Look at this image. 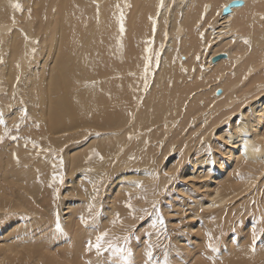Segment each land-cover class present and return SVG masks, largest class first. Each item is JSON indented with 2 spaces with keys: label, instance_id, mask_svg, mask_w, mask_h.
<instances>
[{
  "label": "bare ground",
  "instance_id": "1",
  "mask_svg": "<svg viewBox=\"0 0 264 264\" xmlns=\"http://www.w3.org/2000/svg\"><path fill=\"white\" fill-rule=\"evenodd\" d=\"M17 1L0 0V8L7 6L12 9V5ZM107 1L95 0L99 4V16L97 17L93 9L83 0H31L30 15L34 20L32 32L33 35L39 33L43 41L45 52L40 51V55L44 61L43 66L45 63L47 64V74L40 76L42 81L40 90L46 100L45 107L47 109L44 112L39 110L38 115L44 118L43 133L47 135L45 148H53L54 146L51 144L54 145L56 142L61 146L73 143L74 139L87 132L100 133L101 136L90 140L89 144H85V148L74 144L69 151L66 150L64 171L68 174L67 178L70 184L66 190L62 189V185H56L54 188L48 187L52 175V161L50 159L46 161L45 154L37 156L32 146L27 145L25 148L24 142H12L9 149L0 153V216L3 214L1 211L10 210L14 213V210L22 212V209L28 207L37 208L35 214L30 211L33 210L32 208L28 209L30 214L25 210L29 218L14 215L7 220L0 219V264H86V262L89 264H113L114 261H119L121 257L113 256L112 253L111 256L105 253L97 257L94 251L86 252L85 244L89 239L94 240L97 232L107 230L109 234L120 235L123 228L126 229L131 222H134L129 221L127 210L117 202L126 200V190L135 180V177L124 176L128 171L127 158L134 154L135 156L132 157L136 163H139L136 166L138 174L144 177L147 175L153 181L154 177L156 178V173L151 172V169L153 167L160 169L162 161L166 159L168 150H170V147H162L161 138L164 136L162 131L148 135L157 141L154 146L148 147L144 143H137L131 147L132 142L129 145L130 135H127L129 128L133 127L134 133L139 128H142L141 130L149 129L158 120H163L166 115L168 116L173 107L174 110L177 109L176 113L178 114H182L181 107H185L193 115L201 114L198 118L204 122L208 120V125L213 130L221 122L223 116L220 117V111L224 110L222 107V109L212 107L218 105L214 104L216 101L215 88L219 86L222 92L226 93L224 87L226 88V84H230L232 76L239 73L236 72L237 69L233 67V63L228 69V64L232 61L230 56L224 60L221 58L220 62L218 61L221 59L216 62L212 61L215 56L224 51V48L226 49L223 42L214 46L209 44L210 41L198 44L196 29L200 24L199 20L204 12V6L210 4V12L213 17L214 15L218 16L222 22V32L225 33L226 38L237 37L236 31L243 27L246 29L247 26V32L253 35L256 24L253 19L260 14L261 10L264 12V0H242L240 7H234L230 14L223 15H217V13L221 12L223 7L229 5L232 0H189L188 6L183 11V16L179 17V19L184 17L182 23L175 21L173 30L177 31L176 34L184 35L181 50H186L187 53L192 50L194 53L193 49H198L201 45L204 47L202 52L206 55H201L200 59L205 61L207 75L203 79L209 81L210 84L206 85L205 82L199 81L197 78L194 83H186L180 80L187 79L182 74L179 75L180 78L175 76L171 82H166L160 76L166 75L167 69L160 76L157 74L156 87L153 90V97L156 101L151 105H148L147 101L146 105L145 101L142 102L144 103L143 109L139 110V113L136 111L138 113L136 115L132 103L136 96V89H139V77L143 71L142 67H135L141 60L138 61L131 55V41H136L137 36L140 38L142 34L150 30L148 18L157 16L155 8L159 1L132 0L130 14L125 17L128 33L122 38L118 37L117 42L110 45L107 44V41L113 33V27L117 24L118 15L110 18L111 4ZM120 1L129 2V0ZM163 4H165V0H163ZM22 7L19 24L27 17L28 9L26 6ZM87 8V12H84V9ZM208 18L210 21V17ZM205 21L208 23L207 18ZM9 22L12 23L9 19L0 21V36L6 35L11 41L9 44L10 59L14 67V77L9 73L7 84L9 88H12L13 83L14 85L16 83L18 73L22 74L32 59L31 49L34 46L31 39L26 42L24 36L19 32L12 31L15 27L20 29L19 25L12 26ZM252 22L253 25L250 27ZM207 27L209 26L207 25ZM152 35V30H150L149 36L152 37ZM205 45L208 46L209 51ZM105 46H108L107 50H105ZM232 51L235 52V50ZM258 61H254L255 64L259 65ZM167 62L166 56L161 67L165 66ZM17 64H19V68H17ZM189 68L191 69V67ZM210 79L212 80L210 81ZM189 95H192L191 99L199 96L201 101H186V104L180 106L185 102L180 101L183 96L188 97ZM248 111L250 114L244 113L245 111L241 108L236 110L234 116L226 121L225 131L215 134L214 138L218 139L215 144L217 142V146H222L223 150H218L210 155L198 151L192 158L191 164L188 163L189 160L185 162V156L192 146L190 142L193 141L194 134L189 131L186 134V139L184 135H179L177 140L179 155L183 158L179 157L174 161L167 158L162 166L164 172L169 171L173 174L179 172V179L185 181V185L176 190V197L180 196V200L171 201V204L173 203L174 210L176 209V212L182 215L181 218L190 224L188 230L185 229L181 233L184 235L183 239L169 243L171 247L169 244H165L160 252H157L159 246L155 248L153 264H156L157 261L164 264L165 260L169 264V259L172 260L170 264H264V230H261V227L257 228L260 239L257 240L256 250L254 253L250 250L251 226L264 213V201H262L264 192L257 194L255 191L256 193L251 198L246 199L244 195L246 200L240 199V203L246 205L245 212L248 211L247 220L244 221L246 225L243 226V229H239L240 234L237 233L234 237L226 236L221 242L218 241L217 250L214 253L206 249V232L211 233L213 237H219V224L227 225L236 220L234 212L237 208L227 205L228 201L232 200L229 196L232 194L239 196L243 192L249 191L253 184L255 186L264 175V139H262L264 137V98ZM129 113L136 116L135 122H131ZM229 113L231 114V112ZM213 114L214 117L216 115L220 118H213ZM173 116L175 114L171 112L169 118ZM215 120L216 122L211 125ZM238 127L245 130V134L238 131ZM122 129H125V133L121 132ZM1 132L0 127V136ZM226 139L232 142L226 143ZM171 143H175V141L173 140ZM246 143L250 146L247 160L243 155ZM127 145L131 147L128 151L130 154H125L121 162L117 161L119 166L113 171L114 175L111 173L112 177L117 176V179L106 191V203L99 202V197L92 201V181L103 174L101 171L105 167L114 163ZM251 146H259L260 154L253 153ZM56 147L58 148V146ZM93 149L103 156L102 162L96 158L86 162ZM13 152L19 157V164L11 157ZM187 163L188 167L184 169L182 165ZM201 171L206 174L207 180L200 186L198 180ZM252 171L254 173H247ZM237 172L240 174L239 178L236 175ZM255 175L257 177H253ZM160 180L158 185L164 188L168 178L164 176ZM146 185L148 189H151V184L144 179L142 187L144 193H146L144 191ZM102 188L101 194L107 187L105 190ZM54 189L59 191V196H64V199L61 198L63 199V201L61 200L62 204L72 197L76 198L75 201L71 203L72 200H70V203L67 202L69 204L64 205L59 202L58 205V198L53 199ZM14 190L18 192L16 193ZM30 198L34 199L32 203L29 201ZM89 203L94 204V211L99 215L94 220H90L88 226H84L80 223L79 218L83 215L88 219L87 205ZM135 203H139V200H136ZM33 204L41 206L43 212H40V209ZM211 204L218 206L209 209L207 206ZM145 205H149L147 196L145 199H141L137 209L144 208ZM236 205L238 206V203ZM64 208L65 212L62 211ZM201 208H204L203 212H201ZM33 211L35 212V210ZM117 213L121 217V222L112 225L111 221ZM57 216H59L62 229L60 233L55 231ZM242 218L246 217L243 215ZM146 224V229L152 231L153 229L148 226L149 221ZM145 231L142 228L140 233ZM153 239L151 238V243H153ZM146 243L147 241L142 238L137 242V246L133 247L131 257L124 255L130 264H145ZM165 249H167V256Z\"/></svg>",
  "mask_w": 264,
  "mask_h": 264
},
{
  "label": "rangeland",
  "instance_id": "2",
  "mask_svg": "<svg viewBox=\"0 0 264 264\" xmlns=\"http://www.w3.org/2000/svg\"><path fill=\"white\" fill-rule=\"evenodd\" d=\"M158 1L160 2V0H158ZM188 1L189 0H165L164 7L160 8L161 11L159 9V15H157V12H156L158 9V4H159V2H157V5H156L157 7L155 8L156 9L155 12H156L157 16L154 15L156 18L151 17V20L149 19L150 17L148 18V23L150 26V30H152V33H153L152 21L153 20L156 21V28H155V32L153 33L152 37L149 36L150 30H148L147 32L142 34V36L140 38L137 36L136 41H131V55L133 57H135L136 59H138V61L141 60L135 67L136 68L142 67V71H143L144 57L146 55L144 49L146 47H149L151 49V52L148 55L152 56V66H153V71H152V73H150L149 78H148L150 86H149V89L147 92L143 91V84H144L143 74H141V76L139 77L140 78V83H139L140 86H139V89L137 88L138 90L136 89V96H135L134 101L132 103L133 108L135 110V113H137V112L139 113L143 109L142 106L144 105V103L146 105V103L148 102V105H151L152 102L156 101L155 98L153 97V95H154L153 90L156 87V85H155L156 79H157L158 75L160 76V74L165 73L167 69H168L167 70L168 73L164 76H160V78L166 82L167 81L171 82V80L175 76L180 78L179 75L182 74V75H185L187 77V79L183 78L180 80L184 81L186 83H189V84L194 83L195 78H197L199 81L202 80V82H205L206 85L210 84L209 81H205L206 79H203L207 75V67L205 65V61L200 59L201 55H206L204 52H202V50H204V47L201 45V46H199L198 49H193L195 54L193 53L192 50L190 51V53H187L186 50H181V45H182V42L184 39V35L183 34H180V35L176 34L177 31L175 32L173 30V25H174L175 21H177L178 23H182L184 17H181L180 19H179V17L183 16V14H184L183 11H185L186 7L188 6ZM83 2L87 3L93 9V11L97 14V7H96L97 3L96 2L89 1V0H83ZM107 2L109 4H111V11L109 12L110 18L115 17L116 14L117 15L119 14V10L115 7L116 4L121 5V8L124 12L125 17H127L130 14L129 13L130 7H124V5L127 4V5L131 6L132 0H129L128 3L121 2L120 0H114L111 2H110V0H108ZM16 4L20 5V9H18V10L14 9V8L11 9V7H7V6L0 8V21H6L7 19L13 21V18H14V20H15L14 25H19L21 30L15 27V28H13L12 31L19 32L20 35H22L24 37H25V35H27V37L29 39H31L32 41H38L39 43L38 44L32 43V45L36 48L35 54L33 55L32 59L28 62L23 73L22 74L18 73L17 77L19 76V78H20L19 83H17V79H16L15 85L13 83L12 88H9V86L7 84V76L10 73L14 77V67L11 64V59H10V46H9V44L11 41L8 40L6 35L0 36V61H2V62H0V113L3 114L5 121H6V129H5L4 125H0V127L2 129L1 136H3L5 130H7L12 135L18 134L20 136V140L18 142H24L25 143L26 140L33 141L39 145L43 144L41 146L45 148V146L47 144V142H46L47 141V138H46L47 135L43 133V120H44V118H43V116H38L39 110H42V112H44L47 109V107H45L46 100L44 99V95H43L42 91L40 90V87L42 85V81H41L40 76L41 75L44 76L45 74H47V64L45 63V66H43L44 61H43L42 56L40 55V51L45 52L43 50V48L45 46H44L43 41L41 40V38L39 36V33L33 35V32H32V29L34 28V20L31 18V15H29V13H31V0H18L16 2ZM206 5H207V10L205 11ZM206 5L204 6L203 15H204V17H206V15H207V17H206L207 21H208V23L210 22L211 24L210 23L208 24L205 21L206 18H204L205 19L204 22L201 19L199 20L200 24H199V26H197V29H196V36H197L198 44L199 45L203 44L205 41H210V42L214 41L211 43L209 42V44L214 46L216 44H219V42L221 44L223 42V46L226 47V49L224 48V51L226 50V52L222 51V53H220V55L226 56L225 58H223V60L227 59V56H230V58H232V61L228 64V69L231 67V65L233 63L234 64L233 67L235 69H237L236 72L238 71V73L240 74V75L238 74V75L231 77L232 80L230 81V84L229 85L226 84V88L224 87V90L226 93H223L222 90L219 88V86L215 88L214 95H216V98H215L216 101H214V104H218V105H213L212 107L219 108V109L224 108V110L222 109L223 111L222 110L220 111L221 112L220 117L223 116V118L221 119V122L213 130H211L212 127L208 125L209 124L208 120L204 122L198 118V116H200L201 114L193 115L191 112L186 110L185 107H181L182 114H178V113H176L177 109L174 110V107H173L170 110V112L168 113L169 115L168 116L166 115L164 117L165 120H164V118H163V120L162 119L158 120L156 122V124L149 129L141 130L142 128H139V130L137 129V131L134 133L133 127L132 128L130 127L128 130L129 132H127V135L131 136V139H129V145L132 142L130 145L131 147L137 143L138 144L144 143L145 146L148 145V147L154 146L157 143V141L155 139H152L151 136L148 137V135L155 134L158 131H162L164 133V136L161 138V140L163 141L162 147L163 146L164 147H170V150H168V154H167L166 159L169 158L170 161H174L175 159H179V157H180L179 146L177 143L179 135L180 136L184 135V138L186 139V137H187L186 134H188L189 131H191L192 134H194L193 135V141L190 142V145L192 144V146L189 148V151H187V154L185 156V162L189 160L188 163L191 164L192 158L195 156V154L198 151H202L203 154H205V155H210L211 153L218 152V150H221V147L217 146L218 145L217 144L218 139L214 138L216 136L215 134L216 133H223L225 131L226 121L231 119L234 116V114L236 113V110L238 111L241 108L243 111H245L244 113L250 114L248 110H250L251 107L256 105L258 101H261V99L264 98V20L260 19L261 16H264V12L261 10L260 14L253 19V22L256 23L254 26L253 35H251L249 32H247V27H248L247 26L246 29H243L244 28L243 27V28H240L239 30H237L238 32L236 31L237 37L226 38L225 33L223 34V32H222V27H223L222 22L220 21L218 16H216V17H215V15H214V17L212 16V14L210 12L211 11L210 10V8H211L210 4H206ZM22 6H26L28 11H27V17L19 24V20H20L19 16L22 14V10H23ZM208 7H209V9H208ZM87 10H88V8L84 9V12H87ZM210 14H211V16H210ZM208 17H210V21H209ZM212 19H214V20H212ZM215 20L217 21L216 23H215ZM253 22L250 24V27L253 25ZM204 23H206L209 27H207V25L205 26ZM9 24H12V26H13V23L9 22ZM124 24H125V33H124L123 37L126 36L128 33L126 21H124ZM201 25L203 26V28ZM217 25L220 28L219 27L217 28L216 27ZM210 28H212V29H210ZM201 33H203V38L201 37ZM218 35H219V37H218ZM118 37H120V36L118 34V24H116V26L113 27V33H112L110 39L107 41V44L110 45V44L117 42ZM206 37H207V39H206ZM215 37L216 38L218 37V38L216 39ZM221 37H222V39H220ZM254 39H256V40H254ZM244 40L249 41V43L245 44L243 42ZM148 41H151V43L150 44L147 43ZM224 43H226V44L224 45ZM227 43H228V46H226ZM205 47L207 48L208 46L205 45ZM104 48H105V50H107L108 46H105ZM230 49H231V51H230ZM209 50L210 49L207 48V51H209ZM232 50H235V52ZM157 51L160 52V62H159L158 68L156 67V63H155V61H156L155 53ZM166 56L168 58V62L165 64V66L161 67L162 62ZM197 57H199V60H197ZM259 57L261 60L258 59ZM220 61H222V59L219 60L218 62H220ZM254 61H256V62L258 61L259 65L257 63L255 64ZM187 63H190L189 64L190 66L189 65L187 66L186 65ZM186 67H188V68H186ZM189 67H191V69ZM187 69L188 70L190 69L189 73H188ZM25 80H26V82H25ZM211 80L212 79H210V81ZM191 96L192 95H189L188 97L183 96V98L180 101H185V102L183 104H180V106L186 104L187 103L186 101H201V98L199 96H195L192 99H191ZM21 101L23 102V104H21ZM149 101H151V102H149ZM142 102H144V103H142ZM247 105H248V107H247ZM10 107H11L12 111H9ZM22 107L27 109L29 119L25 122H22L21 129H20L19 133H16L15 129L13 128V125L18 122V116H19L18 109H21ZM233 110H235V111H233ZM171 112H174L175 116H173L172 118H169ZM229 112H231V114ZM138 113L136 115H138ZM202 115L205 118L204 113ZM225 115H227V116H225ZM212 116H213V118L219 117L216 115L214 117V114ZM212 116H211V119H212ZM136 120H137L136 116L134 114H132L131 115V122L133 123ZM215 122H216V120L211 125H213ZM37 124L39 125V127L35 126ZM121 132L125 133V129H122ZM40 133H41V135H40ZM89 133L90 132H87V133L83 134L81 137L74 139L73 143H70L67 145L66 144L62 145L63 147L58 142H56V144H59V145H56V144L53 145V143L51 145L54 146L53 149L55 148V150L57 152L56 154L62 155L64 157V161H65L64 155H66L65 154L67 152L66 150L69 151V149L74 144H75V146H78V147L80 146L82 148L84 146V148H85V144H87V143L89 144L90 140L97 138L95 135L96 134L95 132H92L91 135H89ZM173 136H175V138H173ZM173 140L175 141L176 144L171 143ZM216 140H217V142L215 144ZM12 142L13 141L11 139H4L3 143H0V153L2 151H6L7 149H9L10 146L12 145ZM80 143H81V145H80ZM129 145H127L128 147L126 146L124 151L122 153H120L119 157H121V158H119V157L116 158L113 164H111L109 167H105L101 171V173L105 174V178H106L105 179L106 182L104 181V186L102 189L105 190V188L106 187L107 188H106L105 192L99 196V198H100L99 202L106 203V191H107L108 187L112 184V182L117 179V176L115 178L112 177L114 175L113 171L115 170V168H118V166H119V163H117V161L121 162V159H124L123 157H125V154H130V153H128V151H130L129 149L131 148ZM28 146L31 147L32 144L29 143ZM56 146H58V148ZM59 146L61 149L65 150V151L61 152L60 151L61 149L59 148ZM64 147H65V149H64ZM41 154L44 155L43 153H41ZM131 155L135 156L134 154H131ZM127 156H129V155H127ZM132 156H129L126 160V163L129 162V164H128V171L124 176L135 177L134 182H139L142 186H143L144 179L148 180V182L151 184V189H148V187L146 185V187L144 188V191L146 192V196H147V200L149 202V205H147L148 207L145 205L146 207H144V208L151 209V202L154 200L159 202L163 217H164L165 221L167 222L168 236L167 237H161L160 240H157L155 235L152 237V239L154 238L153 244L159 246V250L157 252H160L163 250L165 244H169L171 242L174 243L177 240L183 239L184 235L181 233L185 229L188 230V228H189L190 223L187 222L185 219H182L181 218L182 215L179 212H176V209L174 210V208H173V203L171 204V201L177 202L180 200V196L176 197V195H177L176 190L179 187H183L185 185V181L179 179V172H178V173L174 174L176 177L174 180H172V181L168 180L166 186L164 188H161L158 184H159V181H161L160 178L163 179V177H164L163 176V174H164L163 168L164 167L162 165L166 159L164 161H162L160 169H156L155 167H153L151 169V172L156 173V178L153 176L154 180L152 181L148 178L147 175H145V177H144V176H141L138 174V169L136 166L139 163H136V160H134V159H132V161H131L130 157H132ZM181 158H183V156H181L180 159ZM119 159H120V161H119ZM103 163H105V162H103ZM188 163L186 165H182V167L184 169H186L188 167ZM154 165H155V163L153 164V166ZM193 171H194V169H193ZM167 172H169V171H167ZM64 173H65L64 174L65 175V182L62 185V189L66 190L70 186V184H69V180L67 178L68 177L67 172L64 171ZM247 173L252 174V173H254V171L247 172ZM205 175L206 174L204 172H202V171L200 172V178L198 180V183L200 186L203 185L204 181L207 180V176H205ZM253 177H257V176L255 175ZM253 187H254V189H252ZM252 188L249 189V191L243 192L239 196H236L237 194H232L229 196V198H232V200L228 201L227 205H229L231 207L233 206L232 208H237L236 211L234 212V213H236L235 214L236 220L234 223L229 222L227 225H225L224 223L219 224L218 230L220 232L218 231V235H219V237H222L221 239H219L220 242L226 236L227 237H234L237 235V233L238 234L241 233V231L239 229H243V226L246 225V223L244 221L247 220V212L248 211L245 212L246 205L241 204L240 199L241 198L245 199V196H246V199H249L248 197L251 198L252 195L255 194L256 192H257V194L260 192H264V175H262L260 180L255 184V186L253 184ZM154 189L156 190V192L158 194L153 195ZM14 191L16 192V190H14ZM126 191H127V193H131L133 196H136V195L140 194L141 192H143V189L136 190L132 186H129V188ZM8 194H10V192H8ZM70 195L72 196L71 193H70ZM262 196L264 197V194H262ZM61 198L64 199V196L62 195V196L58 197V205L60 203L62 204L63 199H61ZM75 199H76L75 197H72V198L68 199L66 202L64 201V203L62 205L69 204L70 200H72L71 203H73L75 201ZM126 199H127V196H126ZM33 200H34L33 198L29 199V201L31 203L33 202ZM124 201L118 200L117 202L120 204V206L124 207L123 206ZM135 201H136V199H133L132 202H133L134 207L137 208V206L141 202V200H139V203H137V204L135 203ZM262 201H264V198H262ZM67 202H69V203H67ZM250 202L252 203L253 200ZM237 203H238V206L236 205ZM33 205L38 207L40 209V212H43V208L41 206H37V204H33ZM45 207H48V206H45ZM30 208H32V207L22 209V212H19V210L18 211L14 210V213L11 212L10 210H7L6 212L1 211V212H3L4 216L1 213L2 215L0 216L1 217L0 219L7 220V219L12 218L14 215H18L22 218H29L28 217L29 215H27L26 211H29L28 209H30ZM248 208H249V206H248ZM33 210H35V212ZM33 210H30V211L33 214H35L37 208H34ZM30 211L28 212L29 214H30ZM62 211L65 212V208L62 209ZM165 212H167V214H169V215L167 216V214H164ZM249 212H250V208H249ZM58 213H60L59 210H58ZM243 215H244V217H246L245 219L242 218ZM151 219H155V217L153 216ZM129 221H133V220L129 218ZM148 221H149V218L146 217L145 221H143V222L134 221V222H131L126 227V228L136 229L134 232V235L132 236V239L128 242L127 245H125L127 251L131 253L130 257L132 256L133 247L137 246V242H139L142 238H143V240H146V238H144V237H145V232L148 231V229H146V225H147L146 223ZM251 224H250V226H251ZM239 226H240V228H238ZM251 227H253V224ZM142 228H144L146 231L143 233H140ZM124 229L125 228H123V230H121L122 233L120 235H117V234L115 235V233L114 234L111 233L113 236H110L111 234H109V236L110 237H121L124 234ZM152 231H154V230H152ZM137 238H139V239H137ZM169 247H171V244H169ZM107 254H109L108 256H111V252H107ZM124 255L128 256L127 253H125ZM171 262H172V260L169 259V264Z\"/></svg>",
  "mask_w": 264,
  "mask_h": 264
},
{
  "label": "snow or ice",
  "instance_id": "3",
  "mask_svg": "<svg viewBox=\"0 0 264 264\" xmlns=\"http://www.w3.org/2000/svg\"><path fill=\"white\" fill-rule=\"evenodd\" d=\"M95 2V0H94ZM242 0H232V3L230 5H225L222 9L221 12H218L217 15H223L225 13L230 14L231 13V9L241 5ZM12 7L14 9H20V5L19 4H13ZM97 7V17L99 16V4L96 5ZM115 7L119 10V14L117 17V24H118V34L119 36L122 38L124 33H125V15L124 12L121 8L120 4H116ZM124 7H130V5L125 4ZM164 4H163V0H160L159 4H158V9H157V15H159V9L163 8ZM207 10V5L205 6V11ZM30 15V13H29ZM204 15L202 14L200 19L204 20ZM151 20V17L149 18ZM261 20H264V16L260 17ZM13 25L15 24V20L13 18L12 21ZM152 28H153V33L155 32V28H156V21L153 20L152 21ZM201 37L203 38V33H201ZM25 41L29 42V38L27 37V35H25ZM245 44H248L249 41L244 40L243 41ZM31 43L33 44H38V41H31ZM119 43V41H118ZM147 43H151V41H148ZM146 55L144 57V67H143V91L147 92L149 89V75L150 73H152L153 71V66H152V56L148 55L151 52V49L149 47H146L144 49ZM36 52V48L33 47L31 49V54H35ZM155 57H156V67H159V62H160V52L157 51L155 53ZM197 60H199V57H197ZM2 62V61H0ZM17 68H19V64H17ZM203 70V69H202ZM19 76L17 77V83H19ZM14 98V97H13ZM21 104H23V102L21 101ZM9 111H12L11 107L9 109ZM19 111V116H18V122L16 124L13 125V128L15 129L16 133H19L20 129H21V124L22 122H25L29 119L28 117V112L27 109L25 108H21L18 110ZM129 115H131V113H129ZM243 115V114H241ZM242 123V121H241ZM0 125H4L5 129H6V121L5 118L3 116L2 113H0ZM36 127H39V125H35ZM238 131H241L242 134H245V130L241 129L238 127ZM65 135H67V133H65ZM89 135H91V133H89ZM97 138H99L101 136L100 133H96L95 134ZM4 139H11L13 142H18L20 140V136L17 135H12L11 133H9L7 130H5L3 136H0V143H3ZM129 139H131V136H129ZM262 139H264V137H262ZM226 143H231L232 141L229 139L225 140ZM31 143L32 144V148L36 151L37 156H39L41 153L45 154V158L46 161L47 160H51L52 164V175L50 178V181L48 183V187L49 188H54V186L56 185H63L65 182V175H64V170H65V161H64V157L62 155H57L56 154V150L48 147V148H44L41 145L37 144L36 142L33 141H25V148H27V145ZM147 143V142H146ZM250 146L246 143L244 145V157L245 160H247V154L249 151ZM221 150H223L222 146H221ZM61 152H63V149L60 150ZM251 151L255 154H260L261 152V148L259 146H251ZM11 157L12 159L19 164V157L17 156V154L15 152L11 153ZM93 158L98 159L100 162L103 161V156L97 152L95 149H93L91 151V155L88 157V161H91ZM130 159H134V157H130ZM214 162V161H213ZM237 177H240L239 172L236 173ZM164 176L168 178L169 181L174 180L176 177L173 173H169L167 171L164 172ZM39 179V177H38ZM104 181H105V174H100L99 178L92 181V187H93V194L91 196L92 201H95L97 199V197L100 196L101 194V188L104 186ZM133 188H135L136 190H141L142 189V185L139 182H133L131 185ZM158 194L156 192V190H153V195ZM127 199L124 201V208L127 210V214H128V218L132 219L133 221H145V218L148 217L149 218V227L151 229H153L154 231H146L145 232V238H146V248H145V252H144V256H145V264H153V257H154V251L155 248L157 247V245H154L153 243H151V238L153 237V235H155V237L157 238V240H160L161 237H167L168 236V232H167V222L165 221L162 211H161V207L159 202L157 201H152L151 202V209L149 208H140L137 209L136 207H134L133 205V199L136 200H141V199H145L146 197V193L141 192L140 194L133 196L131 193H127ZM59 197V191L54 189V196L53 199H57ZM218 205L216 204H211L208 205L207 207L209 209L213 208V207H217ZM87 211L89 214L88 219H86L83 215H81L80 219V223L84 226H88L89 225V221L90 220H94L96 216L99 215L98 212L94 211V204L93 203H89L87 205ZM204 211V208H201V212ZM155 217V219H151L152 217ZM121 222V217L119 215V213H117L115 215V217L113 218V220L111 221L112 225H116L117 223ZM179 226V225H178ZM261 227L262 230H264V213L261 214V218L257 219L254 221V225L251 229V238H252V243H251V251L254 253L256 250V244H257V240L260 239V235L257 231V228ZM136 229H132V228H126L124 230V234L121 237H110L109 236V232L107 230L102 231V232H97V234L95 235V239H89L86 244H85V251L86 252H95V254L97 255V257H100L101 255H103L104 253L107 252H111L113 256H120L121 259L119 261H114L113 264H130V262L124 257V254L127 253L128 256L131 255L130 252L127 251L125 245L128 244V242L132 239V236L134 235ZM55 231L57 233H60L62 231L61 229V224H60V220H59V216H57V220H56V224H55ZM206 237H207V243H206V249L209 250L210 252L214 253L217 250V243L220 239V237H213L211 233H205ZM139 239V238H137ZM165 255L167 256V249H165ZM86 264H89V262H86ZM156 264H160L159 261L156 262ZM164 264H168V261L165 260Z\"/></svg>",
  "mask_w": 264,
  "mask_h": 264
},
{
  "label": "water",
  "instance_id": "4",
  "mask_svg": "<svg viewBox=\"0 0 264 264\" xmlns=\"http://www.w3.org/2000/svg\"><path fill=\"white\" fill-rule=\"evenodd\" d=\"M232 3V2H231ZM230 3V4H231ZM229 4V5H230ZM241 5H242V3H241ZM241 5H238V6H236V7H240ZM225 14H227V13H225ZM225 57V55H217L216 57H214L213 59H212V61L213 62H216V61H218L219 59H221V58H224Z\"/></svg>",
  "mask_w": 264,
  "mask_h": 264
}]
</instances>
